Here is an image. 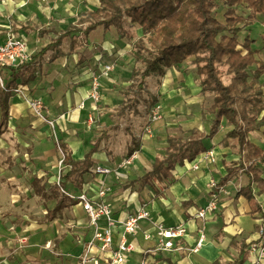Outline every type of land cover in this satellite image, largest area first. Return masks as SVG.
I'll return each mask as SVG.
<instances>
[{"label":"crops","instance_id":"1","mask_svg":"<svg viewBox=\"0 0 264 264\" xmlns=\"http://www.w3.org/2000/svg\"><path fill=\"white\" fill-rule=\"evenodd\" d=\"M98 5V0H48L44 3H39L37 0H10L9 8L7 7L9 20L14 27V32L19 35L9 32L0 36V42H4L8 35H13L25 41L31 53L34 54L40 42L45 47L56 39L58 34L77 25L81 13L92 10ZM244 11L245 15L249 13L248 10ZM0 26L2 25L0 24ZM248 28L250 37L254 41L252 48L257 51V58L264 62L263 17L258 15ZM43 30L50 32L41 35L40 32ZM243 33L247 34V31ZM142 37V28L127 21L120 33L114 26L110 27L107 32L103 27L97 28L90 34L85 46L81 47L83 48L81 51L78 49L73 52H64L63 47L67 41L69 42L66 39L60 47V56L53 60L54 52L48 51L44 56V62L36 80L25 87L32 98L46 99L45 102L43 101L46 118L55 120L59 132L65 134V137L62 135L60 140L67 144L73 159H83L96 143L87 146L82 139L71 138L70 132L67 131V128L75 127V125L78 129V123L83 115L87 119L102 112L101 106L100 112L97 111V103L90 99L85 101L91 93L96 67L98 71L103 70L106 65L114 67L109 74L112 86L119 82L123 75H135L133 67L138 59L133 54V48L134 43ZM87 50L91 53L89 56L86 55ZM80 54L86 57L85 62L79 65ZM76 65L86 67L81 72L75 73L77 72ZM99 81L101 100L98 105L103 104L107 110L111 102L109 98L113 93L107 92L104 95L103 88L106 78L101 77ZM71 83L77 85L74 86V89L77 87V93L74 92V89H72L73 93L70 90L71 85L69 84ZM131 83L132 81L128 85L131 86ZM260 84H264V75L260 78ZM157 92L160 96L158 104L162 106L164 118L152 125L153 136L145 135L141 142L138 141L140 149L135 152L130 166L105 175L93 174L91 171L85 176L86 181L83 188L78 190V194L85 191L90 197H94L99 187H110L106 200L113 210L114 218L119 221L117 227L114 228L115 246L119 243L123 232L122 221L141 207H145L150 212V218L141 223L137 235L129 236V240L136 246V251L130 254L127 264H141L143 261H146L147 264H214L216 262L218 264H253L256 256L249 253L248 250H245L247 252L245 262L241 263L243 256L239 245L264 242L259 233L264 209V194L256 195L252 201H248L243 196H237L239 190L248 184L246 175L242 172L233 175L225 184L227 194L219 195L217 210L207 214L204 219L197 217V213L205 208L211 200V189L209 188L211 180L220 183L227 175L224 163L240 159L237 149H230V146L224 147L221 144L226 133L232 129L231 126L223 125L210 141V144L214 146L210 149L215 154L216 161L214 163L207 157L203 158V154L192 162L186 161L183 165L176 167V181L167 188L159 185L158 191L145 188L138 192L127 186L129 182L150 171L156 158L165 154L169 136L183 134L188 137L193 129L209 131L206 130V124L210 122L211 116L206 112L212 106L214 96L202 92L199 79L195 74V65L192 64L191 59L179 68L168 69L166 74L161 77ZM83 101L86 102V105L81 108L79 106ZM11 109L15 116L20 115L18 117H23L29 111L33 114L26 103L15 96L11 99L10 111ZM35 124L33 127L37 129L35 133L43 136L45 141L35 145L32 152L38 158L40 157L42 163L45 164L47 159L56 154L57 147L49 140L50 131L53 130L41 119L36 120ZM255 133L257 137H254V133H252L250 139L264 148V135L262 132ZM99 138H102L101 146L106 136ZM133 138L137 137L133 136ZM100 146L93 156L94 167L99 165L115 170L108 159L107 152L100 149ZM118 162L117 160L116 163ZM195 164L199 165V169H194ZM31 180L33 193L41 199L43 198L38 194L36 188L38 186L48 188L55 185V182L50 184L37 174L31 177ZM73 207L83 227L78 244L79 258L83 250L82 240L88 241L93 236V228L90 226L88 216L83 211L81 204L77 202L71 207L65 208L55 220L47 219L48 211L39 224L49 225L57 220H62L68 214L69 209L72 210ZM100 224L106 226V221L102 219ZM177 224H183L186 227V234L175 241L176 249L171 252L159 249L158 226L170 227ZM202 232L205 234V240L198 248ZM146 234L151 235L150 240L145 239ZM233 242L238 247L233 246ZM93 253L99 255L97 247H94ZM143 254L145 255L143 256ZM100 264H103L102 261ZM261 264H264V260Z\"/></svg>","mask_w":264,"mask_h":264},{"label":"trees","instance_id":"2","mask_svg":"<svg viewBox=\"0 0 264 264\" xmlns=\"http://www.w3.org/2000/svg\"><path fill=\"white\" fill-rule=\"evenodd\" d=\"M98 7L80 14L77 25L58 34L51 43L31 55L28 61L17 66L0 67V131L7 126L10 118L11 99L14 91L35 81L44 62V56L52 50L53 60L60 56V47L69 40L70 52L84 47L90 34L99 27L105 32L114 26L119 33L125 22L142 28L143 37L134 43L133 54L144 63L139 72L143 88L151 76L163 77L168 69L179 68L188 60L195 65L202 92L214 95L212 106L206 114L211 116L208 132L193 129L190 136L171 135L167 139L165 154L157 157L153 167L142 177L128 183V187L138 192L145 188L158 191L159 185L167 188L173 184L176 167L186 161L192 162L213 146L210 141L221 130L224 122L231 126L221 141L225 147L230 140L235 141L240 159L225 162L227 175L220 184L225 185L230 178L242 172L248 184L237 196L252 201L256 195L264 194V148L250 139L255 132L264 135V62L257 58L253 50L254 41L250 37L249 25L258 15L263 17L264 0H98ZM225 10L224 22L218 18V10ZM249 13L245 15V11ZM247 29V30H245ZM247 31V34H243ZM50 32L43 30L41 35ZM240 35L245 38L240 39ZM242 41V42H241ZM147 43L149 46H146ZM144 52L148 53L145 55ZM80 54L78 64L85 62ZM136 75V74H135ZM102 138L83 159L75 160L66 143L59 140L58 148L63 158L60 185L48 188L38 186V194L47 201H55L47 219H57L65 208L77 203L66 196L62 189L73 186L81 190L93 167V156L98 151ZM140 149V142L134 141L127 156L131 157ZM233 246L238 245L233 242ZM245 262L249 245H239ZM218 264V262L214 263Z\"/></svg>","mask_w":264,"mask_h":264},{"label":"rangeland","instance_id":"3","mask_svg":"<svg viewBox=\"0 0 264 264\" xmlns=\"http://www.w3.org/2000/svg\"><path fill=\"white\" fill-rule=\"evenodd\" d=\"M37 1L39 3L47 2ZM9 4L10 0H0V24L2 25L0 26V36L9 32L19 35L14 32V27L9 20V10L7 9ZM224 13V9L218 10L217 18L221 22L225 21ZM244 38L245 35H240V39ZM42 45L43 43L40 42L36 52L43 47ZM145 45L149 46L147 43ZM63 50L64 52L70 51L68 41ZM81 50L83 48H79L78 51ZM90 54L87 50L86 55ZM144 54L148 55L146 52ZM76 67L77 72L75 73H79L86 66L76 65ZM143 69L144 63L138 60L133 67L136 75H123L119 82L112 86L109 80L110 75H104L103 70L98 71L96 67L95 76L99 79L106 78L103 88L104 95L107 92L113 93L109 98L111 99L109 107L106 110L103 104L98 105L99 103H97V111L100 112L101 106L102 112L95 115L91 127H89L88 118L86 119L83 115L78 123V129L76 125L67 128L71 138L78 137L87 146L93 145L100 136H106L100 149L107 152L108 159L116 170L126 169L130 166L118 168L129 158L127 152L130 147L134 146V141L141 142L143 136H153L154 134L152 128L154 123L150 124L149 116L153 105L160 102L157 88L160 85L161 77L151 76L147 79L145 87L140 89L138 88L141 82L139 72H142ZM130 81H132L131 86L128 85ZM69 85H71V91L75 88L74 86H77L72 83ZM23 88L24 93L20 95L14 93V96L20 98L29 107L27 100L31 96L25 87ZM74 92H78L77 87ZM88 99H90V93L85 101L87 102ZM43 101L45 102L46 99ZM85 101L79 107L82 104L86 105ZM18 116H15L11 109L7 126L2 127L0 131V264H76L79 253L78 244L83 227L76 215L75 208L69 209L68 214L62 220H57L49 225H40L39 221L44 219L47 212L54 207L55 201L41 199L33 193L31 187V177L35 174L50 184L59 179L60 171L63 168V164H61L63 155L58 149L57 142L62 135L65 137V134L59 132V127L50 131L49 140L57 147L56 154L43 164L41 158L32 152L35 145L45 141L43 136L35 133L37 129L33 128L39 118L30 111L23 117ZM46 124L49 126L48 123ZM223 125L226 126L225 122ZM149 126L152 128L151 134L146 132ZM209 128L210 123H207L206 130ZM253 135L255 137L257 134ZM133 136L137 138H133ZM229 144L230 149H237L235 141L230 140ZM117 160L118 163H116ZM69 187L71 188L67 189L69 192L78 195L76 188L71 185Z\"/></svg>","mask_w":264,"mask_h":264},{"label":"built area","instance_id":"4","mask_svg":"<svg viewBox=\"0 0 264 264\" xmlns=\"http://www.w3.org/2000/svg\"><path fill=\"white\" fill-rule=\"evenodd\" d=\"M48 1V0H42ZM32 53L28 48L25 41L16 38L13 35H8L4 42H0V67L3 66H17L21 63L28 61ZM114 67L112 65H106L103 69V74L108 75L113 71ZM0 83L3 85V81L0 78ZM101 85L99 77L94 76L91 85L90 99L94 103H98L101 100ZM24 88H19L14 91L17 95L24 93ZM28 105L32 110L33 114L48 123L52 129L56 127L55 120H49L45 115V103L41 99H35L32 97L28 98ZM85 104L81 105L83 108ZM164 118L163 109L161 104H155L151 108L149 122L155 123L161 121ZM94 122V117L90 116L88 118L89 127L92 126ZM148 134L152 133V128L149 126L146 129ZM135 153L126 159L118 168L130 165L132 163ZM208 158L211 162H215V154L213 150H209L203 154V158ZM62 164V161H61ZM194 169H199V165L195 164ZM117 171L116 169H110L103 166H95L92 169L93 174H111ZM61 172V171H60ZM55 184L60 185V175L59 179ZM211 189V200L207 206L201 209L197 213L199 219H204L207 214L214 212L218 208L219 195L227 194V188L225 185L220 184L216 180H211L209 184ZM62 192L72 198L77 200L79 204L82 205L83 211L87 214L90 226L93 228V236L88 241L82 240L83 250L79 255L77 264H127L128 258L131 253L136 251L135 244L129 240V236L134 237L137 235L140 229V225L143 221L150 218V212L145 208L141 207L138 210L131 213L124 221L121 222L123 229L121 239L119 243L114 245V228L117 227L119 221H117L113 216V210L106 200L108 193L110 192V187L103 186L99 187L94 197H90L87 192H82L78 195H74L67 189H62ZM262 220L259 225V233L261 238L264 239V209L262 213ZM106 221V226L100 224L101 220ZM186 227L183 224H177L175 226L166 227L164 225L158 226L157 235L159 237V249L167 252H171L176 249V240L185 236ZM151 235L146 234L145 239L150 240ZM205 240V234L202 232L197 247H201ZM94 247L98 248L99 255L93 253ZM248 252L256 256V260L253 264H261L264 260V242L251 243L248 248ZM141 264H147L143 261Z\"/></svg>","mask_w":264,"mask_h":264}]
</instances>
